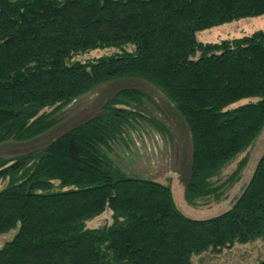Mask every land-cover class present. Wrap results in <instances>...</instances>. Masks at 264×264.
<instances>
[{"label":"trees","instance_id":"16d2710c","mask_svg":"<svg viewBox=\"0 0 264 264\" xmlns=\"http://www.w3.org/2000/svg\"><path fill=\"white\" fill-rule=\"evenodd\" d=\"M261 15L264 0H0V143L50 130L59 120L46 108L103 83L141 79L182 117L187 202L220 201L239 173L221 182L222 170L264 127V31L220 43L195 34ZM98 48L118 52L69 62ZM146 98L137 87L119 88L48 144L0 158V180L8 179L0 234L17 229L0 264H192L195 255L264 239V155L234 204L202 220L182 214L169 186L115 161L112 145L142 123L173 137L156 119L164 110L144 113ZM106 209L110 227L83 229Z\"/></svg>","mask_w":264,"mask_h":264},{"label":"rangeland","instance_id":"374dc122","mask_svg":"<svg viewBox=\"0 0 264 264\" xmlns=\"http://www.w3.org/2000/svg\"><path fill=\"white\" fill-rule=\"evenodd\" d=\"M257 31H264V15L245 17L220 25L212 26L195 34L203 43H220L249 36ZM129 48V47H128ZM131 51V49H128ZM118 52L115 48H98L74 55L69 62H87ZM130 81V82H129ZM133 84V85H132ZM137 87L147 98L144 100L146 114L156 105L164 110L156 119L166 120L173 131L168 139L147 123L138 125L124 134V138L113 146L112 156L126 171L139 177L152 179L169 186L177 208L188 218L202 220L214 217L228 210L250 181L259 159L264 155V127L252 145L228 164L221 173V182L230 178L239 169L238 175L230 185L223 188L220 201L212 198L198 200L191 205L185 198V184L189 165V142L182 117L173 111L163 92L141 79H118L103 83L86 95L79 97L68 105L57 108H46L42 112L56 109L54 117L59 122L43 135L26 140H11L0 143V158L10 159L28 153L48 144L56 135L75 124L96 115L102 104L122 87ZM247 102L246 101H242ZM153 115L156 111L152 112ZM179 116V117H178ZM181 119V120H180ZM8 185V179L0 180V191ZM113 212L106 209L102 213L87 219L83 223L84 230L108 228L113 224ZM17 229L0 234V248L12 240ZM264 258V239H257L246 244L235 243L220 253L204 252L192 257V264H255Z\"/></svg>","mask_w":264,"mask_h":264}]
</instances>
